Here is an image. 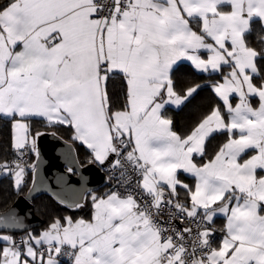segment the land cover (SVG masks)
Masks as SVG:
<instances>
[{
  "label": "snow or ice",
  "instance_id": "snow-or-ice-1",
  "mask_svg": "<svg viewBox=\"0 0 264 264\" xmlns=\"http://www.w3.org/2000/svg\"><path fill=\"white\" fill-rule=\"evenodd\" d=\"M185 62L208 79L178 80ZM205 88L179 130L168 113ZM34 122L72 129L105 189L70 149L58 200L88 214L36 231L9 206L0 264H264V0H0V178L17 194L29 172V193L47 187L25 159Z\"/></svg>",
  "mask_w": 264,
  "mask_h": 264
},
{
  "label": "trees",
  "instance_id": "trees-1",
  "mask_svg": "<svg viewBox=\"0 0 264 264\" xmlns=\"http://www.w3.org/2000/svg\"><path fill=\"white\" fill-rule=\"evenodd\" d=\"M175 76L180 81L185 82H204L208 77L206 75H197L194 70L190 67L188 63L181 64L175 72ZM214 94L210 89L205 88L199 92L196 98L187 105V107H183L179 110H172L168 114L172 115L175 119L176 126L179 130H183L187 126L190 125L192 120L196 115L201 112H205L214 102ZM33 129L42 130H52L58 133L64 139L72 142L77 149L79 160L82 164H87V156H86V148L80 144L78 141L73 140V131L72 129L61 126L58 129H46L42 127L39 122L33 123ZM8 129L4 127L0 130V146H3V149L7 150L8 148ZM34 160V159H33ZM32 174L29 172L28 175V187L24 189V191L19 194L12 188L11 182L9 179L0 178V212L5 211L9 206H11L17 198L21 195L25 194L31 184ZM105 186L100 188L97 191L103 192ZM34 211L35 213L42 219L43 225L38 228H34L33 230L39 231L41 230L45 224L47 223L49 217L51 216H62V215H81L86 216L88 214V207L81 210H70L66 206L62 205L58 201H56L52 196L48 194H43L37 197L33 201Z\"/></svg>",
  "mask_w": 264,
  "mask_h": 264
},
{
  "label": "water",
  "instance_id": "water-1",
  "mask_svg": "<svg viewBox=\"0 0 264 264\" xmlns=\"http://www.w3.org/2000/svg\"><path fill=\"white\" fill-rule=\"evenodd\" d=\"M42 132H46L47 134L38 138L37 149L39 151V157L37 158L34 154V160L31 164H37L38 181L43 179L47 187L34 193H29L27 190L25 194L17 198V200L11 205L16 206L29 214L27 218V226L31 229L38 228L43 225L42 219L34 211L33 201L37 197L43 194H48L59 202L58 194H60L61 188L55 181L56 177L66 173V168L68 166L66 157L70 149L81 165L79 172L86 178V187L89 190L97 191L105 186V173L96 166L82 164L79 160L77 149L72 142L64 139L55 131L42 130ZM52 132H55V136L51 134ZM76 179L77 178L73 176L70 178V182L74 185V187L79 188L80 185L76 183ZM37 186L39 187V184ZM30 187H32V180L29 188Z\"/></svg>",
  "mask_w": 264,
  "mask_h": 264
},
{
  "label": "built area",
  "instance_id": "built-area-1",
  "mask_svg": "<svg viewBox=\"0 0 264 264\" xmlns=\"http://www.w3.org/2000/svg\"><path fill=\"white\" fill-rule=\"evenodd\" d=\"M28 160V163L31 164L34 159V153H30L28 156L25 157Z\"/></svg>",
  "mask_w": 264,
  "mask_h": 264
},
{
  "label": "crops",
  "instance_id": "crops-1",
  "mask_svg": "<svg viewBox=\"0 0 264 264\" xmlns=\"http://www.w3.org/2000/svg\"><path fill=\"white\" fill-rule=\"evenodd\" d=\"M186 63H187V62H186ZM173 110H179V109H175V108H174ZM216 223H217V226H218V227L222 226V225H223V218H219V219H217Z\"/></svg>",
  "mask_w": 264,
  "mask_h": 264
}]
</instances>
